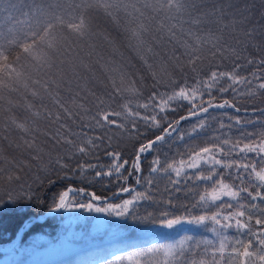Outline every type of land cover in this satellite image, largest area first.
I'll list each match as a JSON object with an SVG mask.
<instances>
[{"label":"snow or ice","instance_id":"obj_1","mask_svg":"<svg viewBox=\"0 0 264 264\" xmlns=\"http://www.w3.org/2000/svg\"><path fill=\"white\" fill-rule=\"evenodd\" d=\"M187 7L186 0H0V12L5 14L0 26V140L28 152L45 173L52 165L65 170V178L69 172L85 179L89 172L93 179L115 177L119 187L112 197H127L113 202L95 191L69 186L56 195L50 211L83 209L167 229L190 224L213 234L211 239L186 235L172 243L153 244L128 257L115 256L107 264H123L126 259L134 264H264V108L254 107L253 114L260 115L249 118L227 111L247 113V108L238 106L241 98L264 97V58L243 57L237 47H257L252 43L257 32L254 27L242 31L245 39H236V46L222 36L201 35L183 27ZM93 11H102L117 25L121 14L126 18L128 45L154 81L147 96L143 77L134 78L114 61L105 66L102 95L80 83V70L88 65L77 49L93 34ZM188 22L197 27L202 23L200 18ZM165 43L183 48L185 59L175 54L174 46L153 70L147 57H158L154 45ZM217 56L233 59L230 71L219 64L205 71V60ZM241 59L246 64L239 63ZM249 65L255 70L243 74ZM182 102H187L186 114L169 120L168 113L184 107ZM217 109L225 111L216 113ZM187 121H192L190 127L182 128ZM140 123L160 134L141 143L130 163L110 150V133L121 130L131 135ZM248 126L255 130L248 131ZM233 129L239 135L234 136ZM11 132L19 142L10 139ZM41 136L61 149L55 157L49 154L47 164L41 163ZM177 141L184 150L171 156L163 153L162 158L155 147H171ZM98 151L110 158L109 164L98 162ZM150 151L157 154L145 176L140 159ZM0 163L9 166L0 167V175L12 181L19 180L13 172L29 162L0 155ZM126 166L132 171L127 172ZM132 175L143 190L128 184ZM160 181L167 182L162 191ZM179 193L193 200L190 206L181 205L184 213L162 210L137 215L144 202L176 207L172 197ZM80 196L86 201L81 202Z\"/></svg>","mask_w":264,"mask_h":264},{"label":"trees","instance_id":"obj_2","mask_svg":"<svg viewBox=\"0 0 264 264\" xmlns=\"http://www.w3.org/2000/svg\"><path fill=\"white\" fill-rule=\"evenodd\" d=\"M186 4L188 6L187 12L182 16L185 29L191 28L201 35L214 34L222 36L228 44L236 46V39H245L242 31L254 27L257 35L252 43L257 47H253L251 44L237 47L243 57L264 58V0H186ZM91 17L93 34L87 40L80 41L77 49L88 65V69L80 70L82 77L80 83H87L88 87L95 90L98 95H102L105 91L104 85L107 84L105 66L108 62L114 61L133 73L134 78L136 76L143 77V91L147 96L152 90L154 81L148 68L139 59L137 52L128 45L126 33L123 30L126 18L121 14V22L117 25L102 11H93ZM244 17H247V19L244 20ZM192 18H200L202 23L198 27L193 26L188 22ZM4 20L5 14L0 12V26L4 25ZM241 20L244 22L240 23ZM178 38L184 37H180L178 33ZM174 46L176 48L175 54L181 56L182 60L185 59L182 55L184 49L174 45V43H165L162 46L154 45V50L160 55L158 57H147L149 63L153 64V70H158L159 61L167 59V56L171 55ZM89 51L92 52L91 56L87 55ZM203 54L207 56L206 49ZM232 63L233 59L231 57L227 59H222L219 56L214 59L209 57L202 67L207 71L219 64L222 66V70L230 71ZM239 63L246 64V60L241 59ZM254 70L255 66L249 65L241 71L243 74H247ZM189 75L191 74L189 73ZM177 78H179L178 74ZM139 83L138 81V86ZM160 90L163 91L164 89L160 88ZM81 95H84V93H81ZM217 99H220V97L217 96ZM90 101L91 98H89ZM182 103L184 107L177 108L174 113H168L169 120L178 119L179 116L186 114L187 102ZM233 103H236V101H233ZM238 106L242 109L262 107L264 106V97L241 98ZM222 111L225 110H215L216 113ZM227 111L234 116L240 115L244 118L260 115L259 113L253 114V112L245 113L243 111L234 113L231 109H227ZM191 123L192 121L182 122V128L187 129ZM41 126L43 127V125ZM254 130L252 126H248V131ZM158 134H160L159 129L148 128L143 123L138 125V132H133L131 135L123 133L121 130H115L114 133H110L113 140L110 150L120 152L121 158L131 163L135 160L137 149L141 143L153 139ZM232 134L237 136L239 132L233 129ZM9 136L11 140L19 142L15 132H11ZM45 139L41 136L38 141L40 146L44 148L42 164L48 163L49 154L52 157L61 154L59 147L54 148L51 143H45ZM195 143L199 144L201 141L196 140ZM155 147L159 148L162 158L163 153H168L171 156L177 151L182 152L184 150L182 143L179 141L171 147L168 145H157ZM0 149H2L0 155H4L9 159L15 158L18 161L29 162L28 166H25L22 171L13 172L14 175L19 176V180L8 181L5 176L0 175V244L12 240L18 233L17 231L24 225L25 220L32 219V217L49 210L53 206L56 195L70 185L83 187L89 191H95L98 195L105 196L112 194L119 187L115 177L93 179L92 172L87 173L86 179L79 175H73L71 172L68 173V178H65V170L49 165V171L45 173L38 162L31 160L28 152L14 146L10 147L7 141L0 140ZM156 154L150 151L145 155H141L140 162L143 175L147 176ZM98 156L99 163L104 165L110 163V158L105 156L103 151H98ZM93 162L97 161L93 158ZM0 167L7 168L9 166L6 163H0ZM126 168L127 172L132 171L129 166H126ZM49 180L52 183H49ZM166 183V181L159 182L161 191ZM128 184L135 185V175L129 176ZM135 186L143 190L142 185ZM9 196L15 197V199L9 200ZM156 196L159 198L160 193H156ZM78 198L81 202L87 199L86 196ZM123 198L127 197L122 196L110 200L119 202ZM172 199L176 205L174 208L164 203L144 202L138 206L137 215L142 217L146 212L159 213L162 210L179 215L185 212V208L181 205L187 204L190 206L193 202L191 196L185 197L183 193L176 194ZM100 206L103 207V204H100ZM192 212L198 214L199 209H192ZM163 229L164 227L158 225L142 223L139 220L121 219L105 213L87 212L83 209L61 210L54 213V215H49L43 221H35L29 228L24 230L23 236L18 242L20 244L15 249L27 250L30 244L29 239L34 235H40L53 243H65L67 241L74 248H78L75 252L66 256L65 260L56 261L54 264H90L92 261H96V264H107L115 256L127 257L138 249L150 247L153 244L167 243L172 238H182L186 235L194 236L196 239L213 238L211 232L190 224H183L165 233L162 232ZM3 255L0 253V258ZM123 264H129V260L126 259Z\"/></svg>","mask_w":264,"mask_h":264},{"label":"rangeland","instance_id":"obj_3","mask_svg":"<svg viewBox=\"0 0 264 264\" xmlns=\"http://www.w3.org/2000/svg\"><path fill=\"white\" fill-rule=\"evenodd\" d=\"M171 230L164 228L162 232H170ZM179 239L181 238H172L167 243ZM29 242L28 249L25 251H22L21 248L16 250L15 248L20 244L17 243L12 250L2 252L4 255L0 258V264H54L56 261L65 260L66 256L78 249L67 243V241L65 243H53L40 235H34L29 239ZM129 264H134V262L129 261Z\"/></svg>","mask_w":264,"mask_h":264},{"label":"water","instance_id":"obj_4","mask_svg":"<svg viewBox=\"0 0 264 264\" xmlns=\"http://www.w3.org/2000/svg\"><path fill=\"white\" fill-rule=\"evenodd\" d=\"M262 108H264V106ZM217 110H219V109H217ZM247 112L251 113L252 109L248 110ZM144 154H147V153H144ZM70 186L71 187H76V186H72V185H70ZM76 188H79V187H76ZM87 191H89V190H87ZM107 197L109 199H116L117 198V197L113 198L112 194L111 195H107ZM57 212H59V211H50V209H49L43 214H40V215L35 216V217H32V219H30V220H26L25 223H24V226H22L18 230V233L12 238V240L7 241V242H3L2 244H0V252L2 253V252L10 251L12 249V247H14L17 244V242L21 239V237L23 236V233H24L23 231L25 229H27L29 226H31L35 221H43L47 216L53 215L54 213H57Z\"/></svg>","mask_w":264,"mask_h":264}]
</instances>
